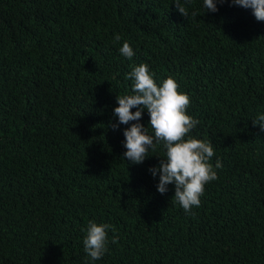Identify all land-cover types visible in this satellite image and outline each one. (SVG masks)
I'll return each instance as SVG.
<instances>
[{
	"label": "trees",
	"instance_id": "trees-1",
	"mask_svg": "<svg viewBox=\"0 0 264 264\" xmlns=\"http://www.w3.org/2000/svg\"><path fill=\"white\" fill-rule=\"evenodd\" d=\"M180 2L188 17L174 0H0V264H264V21L231 0ZM141 64L175 79L199 121L189 135L214 148L194 215L174 185L157 191L163 145L131 164L135 121L111 127ZM89 221L115 228L96 261Z\"/></svg>",
	"mask_w": 264,
	"mask_h": 264
},
{
	"label": "clouds",
	"instance_id": "clouds-1",
	"mask_svg": "<svg viewBox=\"0 0 264 264\" xmlns=\"http://www.w3.org/2000/svg\"><path fill=\"white\" fill-rule=\"evenodd\" d=\"M189 0H185V3ZM226 0H204L205 12L218 11L217 4ZM175 7L181 15L188 17L187 8L174 0ZM231 4L245 9H251L257 21H264V0H231ZM192 15H196L195 12ZM121 36L116 34L114 43H118ZM123 57L131 60L135 55L128 42L119 48ZM148 65L135 66L127 74L126 79L132 80V95L117 96L118 106L113 109V115L118 118L117 123L111 124L113 130L119 125L130 127L123 131V142L126 151L123 159L131 164H141L149 157V150L155 152L158 145L165 149L164 158L159 159V164L149 168L153 178L159 175L156 185L160 194L168 192L169 185H174L172 200L178 203L186 214L194 215L192 208L200 206V197L204 194L205 185L216 180L217 172L210 163L215 155L210 142L192 137L190 132L199 123L198 120L187 114L191 100L186 93L178 91L179 85L172 77L164 79L160 85L153 78ZM136 108L135 112L131 109ZM147 110L154 135L147 133L146 127L140 123L143 112ZM253 125H259L264 131V114L252 120ZM220 160L216 161L215 168H221ZM108 230L115 232V228L107 223L97 224L89 221L87 227L82 229L86 233L83 239L84 251L92 261L101 259L108 248ZM112 243H116L113 236Z\"/></svg>",
	"mask_w": 264,
	"mask_h": 264
}]
</instances>
